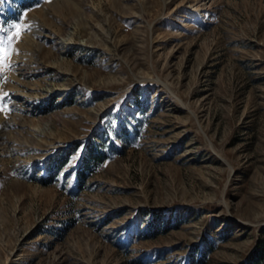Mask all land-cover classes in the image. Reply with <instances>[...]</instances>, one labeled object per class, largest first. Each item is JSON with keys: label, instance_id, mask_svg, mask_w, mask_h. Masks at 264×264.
Returning a JSON list of instances; mask_svg holds the SVG:
<instances>
[{"label": "rangeland", "instance_id": "374dc122", "mask_svg": "<svg viewBox=\"0 0 264 264\" xmlns=\"http://www.w3.org/2000/svg\"><path fill=\"white\" fill-rule=\"evenodd\" d=\"M0 28V264L247 259L264 0H0ZM90 142L107 159L80 184Z\"/></svg>", "mask_w": 264, "mask_h": 264}, {"label": "trees", "instance_id": "16d2710c", "mask_svg": "<svg viewBox=\"0 0 264 264\" xmlns=\"http://www.w3.org/2000/svg\"><path fill=\"white\" fill-rule=\"evenodd\" d=\"M104 142L88 143L86 144L81 156V163L77 172L78 182H83L85 174L89 171H95L100 164L107 159V150L104 148ZM110 149L115 150V146L110 144ZM67 162L66 154L59 161L58 167L64 166ZM201 255L198 258L194 257V254L190 253L187 259V264H201ZM241 264H264V230L260 232V238L256 248L248 255L247 259Z\"/></svg>", "mask_w": 264, "mask_h": 264}, {"label": "snow or ice", "instance_id": "6c2138e0", "mask_svg": "<svg viewBox=\"0 0 264 264\" xmlns=\"http://www.w3.org/2000/svg\"><path fill=\"white\" fill-rule=\"evenodd\" d=\"M14 27L16 28V32H15V36L19 37L20 35V25L16 24L14 25ZM5 29L0 28V33L4 32ZM12 36H7V38L5 39L4 37H0V69H2L3 67V60H4V55L3 53L5 52V48L2 46L8 42H10L12 40Z\"/></svg>", "mask_w": 264, "mask_h": 264}]
</instances>
